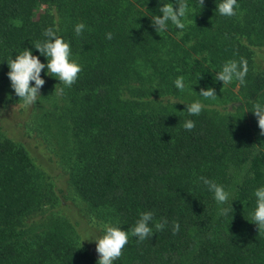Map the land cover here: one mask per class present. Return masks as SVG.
<instances>
[{"label":"trees","instance_id":"16d2710c","mask_svg":"<svg viewBox=\"0 0 264 264\" xmlns=\"http://www.w3.org/2000/svg\"><path fill=\"white\" fill-rule=\"evenodd\" d=\"M169 2L178 7L0 0V108L22 104L7 61L29 48L46 64L35 45L49 27L82 68L71 88L42 70L41 97L21 109L32 147L0 128V264H97L87 239L102 236L104 224L130 230L146 211L154 213L152 238L138 243L129 231L113 264H264V231L252 221L254 190L264 186V135L244 112L264 103V0H237L233 17L216 10L222 0L203 8L187 0L185 29L169 23L157 34L151 18ZM78 23L86 26L80 36ZM241 57L245 85L216 81L226 61ZM181 76L184 91L174 85ZM202 87L217 98L199 96ZM196 100L205 108L189 116L182 103ZM200 177L222 185L229 200L218 205ZM162 218L168 226L157 232Z\"/></svg>","mask_w":264,"mask_h":264},{"label":"clouds","instance_id":"9594fccd","mask_svg":"<svg viewBox=\"0 0 264 264\" xmlns=\"http://www.w3.org/2000/svg\"><path fill=\"white\" fill-rule=\"evenodd\" d=\"M199 5L203 8L204 0H198ZM178 7L173 6V3H164L158 8L161 15L154 14L151 18V26L158 33L167 31L169 23L177 29L183 30L186 25L183 22L189 12V4L187 0H175ZM239 7L237 0H222L216 5L218 13L225 17H233L236 15V9ZM83 23H78L75 26L77 36L82 35L85 29ZM44 39L35 45L41 56L46 57L47 63H42L39 56L33 55L32 50L23 48L15 59L7 61L8 78L11 82V88L14 90L19 101L26 108L36 105V102L41 97V87L45 81L41 77V72L45 68L46 74L55 77L62 83L64 87L71 88L78 79V74L82 71L81 66L76 59L71 58L72 52L68 42L57 35L55 27H49L43 32ZM113 34L107 33L106 38L112 39ZM248 61L241 57L239 61L228 60L223 65L220 71L216 73V81H222L223 85L238 81L240 85L246 84V76L248 74ZM35 82L34 86L31 82ZM176 89L184 91L186 85L184 78L178 77L174 81ZM63 88L59 89V94H62ZM199 96L204 99H216V90L212 87L201 88ZM186 104V113L189 116H198L204 110L205 105L196 100ZM258 118V126L260 135H264V103L255 102L252 111ZM184 129L191 131L195 127V122L191 119L185 120ZM200 180L207 186L209 192L213 194V198L218 205L225 204L230 197V193L225 188L213 180L206 177H200ZM253 195L256 198V207L252 213V221L258 227V231H264V186H260L254 190ZM233 209V208H232ZM221 215L227 216L230 209L221 208ZM233 213V212H232ZM231 213V214H232ZM154 213L151 211L142 212L135 225L130 230H122L118 224H104L103 235L94 240L96 243V252L99 254L97 264H113L115 260L121 257L122 249L128 244L129 231L131 236L137 238V242H143L146 239H151L154 231L150 223L153 221ZM168 226L166 218H162L154 224L155 231H163ZM172 234L175 235L180 230L178 222L172 223Z\"/></svg>","mask_w":264,"mask_h":264},{"label":"rangeland","instance_id":"374dc122","mask_svg":"<svg viewBox=\"0 0 264 264\" xmlns=\"http://www.w3.org/2000/svg\"><path fill=\"white\" fill-rule=\"evenodd\" d=\"M262 54V51L258 52ZM262 64H264V54L259 57ZM23 104L9 105L5 108H0V128L8 137L19 140L27 144L29 147H32L31 138L25 134L22 130L21 123L24 121L26 113H22ZM252 109L244 108L245 114L248 116V119L254 117L257 118ZM95 227V226H94ZM96 228V227H95Z\"/></svg>","mask_w":264,"mask_h":264}]
</instances>
